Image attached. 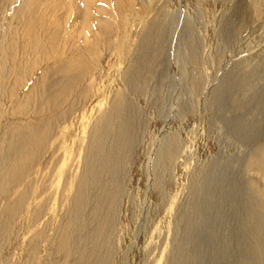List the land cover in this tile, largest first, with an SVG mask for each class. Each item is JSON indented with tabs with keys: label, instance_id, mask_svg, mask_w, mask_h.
<instances>
[{
	"label": "rangeland",
	"instance_id": "rangeland-1",
	"mask_svg": "<svg viewBox=\"0 0 264 264\" xmlns=\"http://www.w3.org/2000/svg\"><path fill=\"white\" fill-rule=\"evenodd\" d=\"M18 6V0H0V28L12 13L20 21L15 30L7 31L16 35L17 56L5 65L18 72L1 81L0 138L9 126H38L52 119L79 95L89 101L88 108L97 100L103 105L95 108L96 117L89 122L83 118L85 108L77 106L64 125L48 127L47 148L51 149L41 166L30 171L27 182L38 187L35 197L40 203L51 199L50 191L54 193L48 203L50 209L57 198L54 211L36 227L24 217L19 224L14 222L13 236L0 252V264H20L47 221L52 240L70 218L69 208L86 173L89 144L96 137L94 130L112 114L117 99L126 103L128 109L123 108L119 116L132 118L133 135L115 170L121 190L109 236L111 247L104 253L106 259L101 257L103 263L101 259L82 263L174 264L181 250L191 251L187 226L194 199L198 210L191 224L207 242L206 255H201L204 264L247 263L249 255L244 244L237 245L235 235L241 214L252 204L247 190L264 195V181L255 173L259 167L249 170L251 159L264 144V0H258L257 6L252 0H25L24 11ZM30 11L35 20L29 27ZM128 15L145 19L134 22L127 37ZM118 34L126 45L128 62L113 66V37ZM146 53L154 61L142 64ZM107 56L101 71L98 62ZM43 74L48 84L71 75L77 78L76 88L68 100H61L63 106L55 114L43 109L41 114L23 117L28 98L45 91ZM116 80L122 88L106 96L105 85ZM64 140H72L76 150L57 186L55 176L69 145ZM173 141L171 157L162 161V151L166 154ZM221 177L227 179L229 190L225 205L215 194L223 190L224 186L214 183ZM219 207L222 214L215 215ZM206 222L211 225L206 227ZM92 228L79 231L77 238ZM242 231L245 234L246 229ZM225 241H232L229 249L221 245ZM49 242L36 240L33 264H71L55 255ZM216 248L223 255L213 261Z\"/></svg>",
	"mask_w": 264,
	"mask_h": 264
},
{
	"label": "bare ground",
	"instance_id": "bare-ground-1",
	"mask_svg": "<svg viewBox=\"0 0 264 264\" xmlns=\"http://www.w3.org/2000/svg\"><path fill=\"white\" fill-rule=\"evenodd\" d=\"M18 1V10L24 11L25 0ZM153 1L154 0H151V3H153ZM252 2L254 6H257L258 0H252ZM116 5H118V3H116ZM33 14L34 13L30 11L27 16L26 25L29 27L33 25L35 20ZM11 15L12 17L9 22L3 24L0 28V32H2V34H0V91L2 90V78L5 76L11 77L18 72L14 67L7 69V66L5 65L6 61L9 59H15L17 56L16 51L13 50V47L17 42L16 35L12 36L13 33L7 35V31L11 29L15 30L20 24V21L18 20L16 13H12ZM138 18L139 17L135 19L131 18V15H128L125 18L126 24L124 25V32L127 37L130 26L136 21L141 23L145 19L144 17ZM119 34L113 37L115 47L111 59L113 66L118 65L119 63L128 62V52L125 49L126 45L123 40H118V37H121ZM147 37L148 35H146V39ZM149 43L151 44L152 42ZM149 56L148 53L144 55V63L142 62V64H147V60H149V62L153 60ZM109 58V56L100 57L97 68L101 71L104 70V64L102 63ZM101 64L102 66H100ZM42 79L45 81V91L42 94L34 93L32 98H28L26 105L23 106L25 109L20 114L23 117H26L29 114H41V110L43 109H45L48 114H55L60 106H63L61 100H68L71 93H73L76 88L77 78L72 77L71 75L66 74L59 80H55L50 84H48V79L46 80V74H43ZM116 82L117 80L105 85L106 96L110 95L113 91L118 90V87H121V85L116 84ZM13 91L14 90H11V93H9L10 98L15 96ZM48 92H51L49 96ZM118 95L119 97L122 95V89ZM72 101L73 102L69 103V105L67 104L62 113L55 114L52 119L44 120L38 126H34L33 124H24L18 128H12L9 126L8 128H5L4 133L0 138V207H2L0 212V252L3 249V246H5L7 240L13 236V234H11V227L14 222L18 220L17 222L19 224L21 218L24 217L25 222L36 227V224L39 221L48 216L49 211H54L53 208L57 199L55 197L58 193L55 191L54 205L48 209V206L50 205L49 201L51 202L54 193H51L50 191L49 195L53 194L51 195V199L49 197L44 200L43 203H40L37 197H35L38 192V187L36 188L34 187L35 185L27 182L30 178V171L35 167L38 168L41 166L42 158L47 153V150L49 151L51 149L47 148L49 136L47 130L48 127L64 125L67 120L74 116L73 114L77 106L85 108L83 118L85 117L86 121L89 122L96 117L95 108H100L103 105L102 100H97L96 103L91 104L88 108L89 101H86L85 98L81 99L80 95L79 97H75ZM116 101L118 102H115L112 114L104 120L101 126H97L94 130L96 137L94 140H91L89 144L90 154L87 157L88 162L86 173L79 181L78 191L76 192L69 208L70 218L65 224H62L57 228L56 237L52 240L48 237L47 221L46 224H44L42 233L36 236L32 243L30 242L27 246V258L24 261L19 260L20 264L34 263L35 252L38 249L36 240H45L47 241V244L48 241H50L49 243L53 245V251L56 253L55 255L61 256L63 261L69 260L71 264H83L82 262L91 260H94V262L97 260L96 262H98L101 257L106 259L107 254L104 256V253H109L108 249L111 247L109 236L115 221L114 217L117 205V194L121 190L115 179V170H117L121 164L123 159L122 152L130 145V138L131 135H133L131 132L132 118L130 116H119V112L123 108H127V106H125L126 103L122 104L118 99ZM29 107H33L31 109L32 112L27 110ZM114 133L117 134L116 139H111L110 136ZM172 140L177 139L174 138ZM66 143L69 144L68 150H66L63 162L57 170V176H55L57 186H59L61 178L63 177L66 164L70 160L71 155L74 154L73 151L76 150L72 140H64V144ZM171 143H173V145L169 144L167 148L168 150L166 151L167 153L165 154V151H162L160 157V159H163L165 162H168L171 157V151H173L176 146V141ZM257 154V157L254 156L251 159L249 170L253 172V167H259L258 171H255V173L260 180L262 179L264 181V158L259 159L260 155H264V144L259 148ZM43 168L45 169L46 165L45 167L43 166ZM214 183L225 187L222 188L223 190L216 191L215 193L219 197L218 199L221 204L225 205L229 196V190L226 188L227 179L221 177ZM247 195L249 201L251 199L252 204L244 214H241L242 217L240 218L239 232L237 231L235 238L239 247L244 244L243 249L249 255L248 258H245V260L247 259V263L245 264H264V195L255 192L254 190H247ZM194 200V208L192 207L193 210L190 208V223L187 226L189 234L187 246L191 247V251L186 252L185 250H181L180 254L176 257L174 264L205 263V261H202L203 257L201 258V255L205 254L203 248L206 247L207 242L205 244L201 235L197 232L198 228L195 227L194 224H191V222H193V217H195L196 211L198 210V203L196 199ZM207 208L209 211L212 210V207L208 205ZM221 212L222 209L219 207L218 210L216 209L215 215L222 214ZM210 225V222H206L205 226L209 227ZM91 226H93V228L92 230L87 231V235L81 239L77 238L76 235L79 231H86L87 228H90ZM214 227L217 229L218 225H214ZM219 227H221V225ZM236 229L238 230V228H235V230ZM245 229V234H243L242 230ZM213 239L216 240V238ZM206 240L207 239H205V241ZM231 242L232 241L221 242V245L226 247V249H229L232 245ZM213 252V261L214 259L218 260L223 255V251L218 248ZM77 257L78 259H76ZM45 264H48V261Z\"/></svg>",
	"mask_w": 264,
	"mask_h": 264
}]
</instances>
